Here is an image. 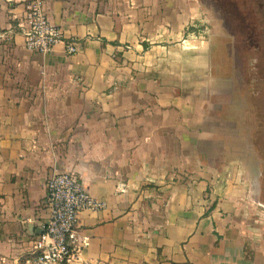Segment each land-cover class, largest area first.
Returning <instances> with one entry per match:
<instances>
[{
    "label": "crops",
    "instance_id": "crops-1",
    "mask_svg": "<svg viewBox=\"0 0 264 264\" xmlns=\"http://www.w3.org/2000/svg\"><path fill=\"white\" fill-rule=\"evenodd\" d=\"M30 1L75 55L25 49ZM198 7L0 0V264H34L58 172L105 204L79 215L90 244L67 264H264V189L235 147L241 80L217 71Z\"/></svg>",
    "mask_w": 264,
    "mask_h": 264
},
{
    "label": "rangeland",
    "instance_id": "rangeland-1",
    "mask_svg": "<svg viewBox=\"0 0 264 264\" xmlns=\"http://www.w3.org/2000/svg\"><path fill=\"white\" fill-rule=\"evenodd\" d=\"M194 2L207 22L208 38L217 52V71L229 75L236 71L241 80L236 105L246 132L235 147L244 153L245 172L260 180L264 189V0Z\"/></svg>",
    "mask_w": 264,
    "mask_h": 264
},
{
    "label": "built area",
    "instance_id": "built-area-1",
    "mask_svg": "<svg viewBox=\"0 0 264 264\" xmlns=\"http://www.w3.org/2000/svg\"><path fill=\"white\" fill-rule=\"evenodd\" d=\"M24 47L39 55L50 53L62 45L68 56L78 52L73 39L49 22L38 2L25 7L23 26ZM48 219L42 225L35 246L34 264H67L90 244V237L78 228L79 215L84 211H100L105 204L89 195L83 183L69 172L53 174L46 182Z\"/></svg>",
    "mask_w": 264,
    "mask_h": 264
}]
</instances>
